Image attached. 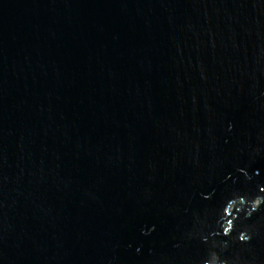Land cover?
<instances>
[{"label": "water", "instance_id": "obj_1", "mask_svg": "<svg viewBox=\"0 0 264 264\" xmlns=\"http://www.w3.org/2000/svg\"><path fill=\"white\" fill-rule=\"evenodd\" d=\"M257 196L264 0H0V264H264Z\"/></svg>", "mask_w": 264, "mask_h": 264}, {"label": "clouds", "instance_id": "obj_2", "mask_svg": "<svg viewBox=\"0 0 264 264\" xmlns=\"http://www.w3.org/2000/svg\"><path fill=\"white\" fill-rule=\"evenodd\" d=\"M262 206H264V196H257L253 200H246L245 198L237 197L227 203L224 209L227 219L226 222L222 224L223 235H231L234 229V222L237 219V212L247 210L245 216L246 218H250L252 213L259 211ZM238 239L241 243H247L250 240V236L245 231L239 234ZM223 247L227 248V244H224ZM204 264H227V262L221 260L219 254L216 251H211L209 253V259H207Z\"/></svg>", "mask_w": 264, "mask_h": 264}]
</instances>
